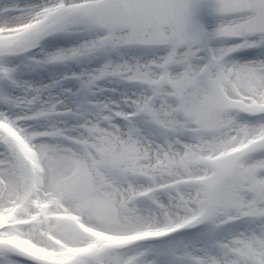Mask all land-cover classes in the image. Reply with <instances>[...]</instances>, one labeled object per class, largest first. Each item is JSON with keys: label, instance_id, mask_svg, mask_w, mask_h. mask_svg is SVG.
Instances as JSON below:
<instances>
[{"label": "snow or ice", "instance_id": "snow-or-ice-1", "mask_svg": "<svg viewBox=\"0 0 264 264\" xmlns=\"http://www.w3.org/2000/svg\"><path fill=\"white\" fill-rule=\"evenodd\" d=\"M0 264H264V0H0Z\"/></svg>", "mask_w": 264, "mask_h": 264}]
</instances>
